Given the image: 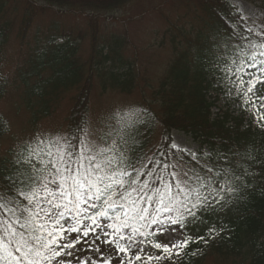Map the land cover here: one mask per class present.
I'll return each instance as SVG.
<instances>
[{"label": "snow or ice", "instance_id": "obj_1", "mask_svg": "<svg viewBox=\"0 0 264 264\" xmlns=\"http://www.w3.org/2000/svg\"><path fill=\"white\" fill-rule=\"evenodd\" d=\"M237 28L225 33L231 43H224L227 51L215 58L211 71L225 94L239 99L264 127V28L255 31L239 23ZM145 114H130L125 127L136 129ZM105 127L90 130L87 118H81L65 133H37L0 163V188L5 189L0 192V264H112L101 245L112 247L119 264L165 259L178 264L190 243H207L205 236L193 238L185 230L231 203L241 191L237 183L244 186L242 176L230 168L214 171L207 162L186 166L183 153L200 158L175 142H162L151 157H130L125 133ZM140 146L133 138V150ZM170 153L175 160L165 162ZM203 157L210 160L211 154ZM180 231L185 237L172 243ZM157 232L170 242L155 241ZM219 234L215 227L206 233ZM145 245L162 250L161 255L148 254ZM85 251L99 253V259L82 258Z\"/></svg>", "mask_w": 264, "mask_h": 264}, {"label": "trees", "instance_id": "obj_2", "mask_svg": "<svg viewBox=\"0 0 264 264\" xmlns=\"http://www.w3.org/2000/svg\"><path fill=\"white\" fill-rule=\"evenodd\" d=\"M40 1L57 12L89 10L107 13L120 9L130 0H27L20 11L21 25L16 34L21 44H24L37 14L33 7ZM195 2V24L188 30L177 24L169 28L170 43L174 49L160 86L153 95L156 107L152 108L142 98V103L131 111L110 114L102 122L100 130L106 131L105 126L111 125L115 132L125 133L130 157L133 153L145 157L158 154L157 149L162 142L170 144L172 129L191 134L198 144L196 156L200 159L197 162L192 156L183 153L182 159L186 166L195 168L198 163L207 162L210 167L215 165L214 171L221 167L230 168L236 175L242 176L244 186L238 182L241 191L236 197L230 198L231 203L205 214L202 218L205 223L185 230L193 238L205 236L207 243H190L184 250L187 255L178 258V264H203V260L211 255L240 258L241 264H264V132L251 126L245 127L241 114L227 113L222 118L219 115L212 117V102L208 98L216 80L211 71L213 62L227 51L224 43H231L225 33L237 28L238 23L247 27L251 25L227 0ZM14 9L9 8L5 0H0V54L13 25L9 16ZM38 29L37 26L31 49L37 47L33 49L32 57L28 60L30 62L23 63L24 72H16L22 87V100L32 124L50 116L62 95L71 89L76 93L67 113L64 133L75 127L81 118H87L89 123L94 73L99 76L103 90L111 88L126 94L132 93L128 86L134 85L132 73L135 71L129 60H124L122 41L112 38L97 52L93 48L89 59L81 60L77 40L60 30L55 32L50 27L42 38L37 37ZM58 39L60 42H57ZM94 39L93 36L91 43L95 42ZM44 42L46 44H42L41 48L39 44ZM228 54L231 55L230 52ZM7 84L8 79L0 74V100ZM144 110L146 114L143 122L129 131L125 125L131 123L130 114L143 113ZM154 128L160 130L156 142H152ZM6 131V121L0 114V139ZM165 136L168 137L166 142L163 140ZM113 138L119 143L118 137ZM133 138L142 146L133 150ZM204 146L211 154L210 160L203 157ZM17 148L1 157L0 163L11 159ZM163 159L165 162L174 161L175 154L170 153ZM245 170L248 175H244ZM3 191L5 189L0 188V192ZM209 227H215L220 234L208 237L206 233ZM193 251L197 254L191 255Z\"/></svg>", "mask_w": 264, "mask_h": 264}, {"label": "rangeland", "instance_id": "obj_3", "mask_svg": "<svg viewBox=\"0 0 264 264\" xmlns=\"http://www.w3.org/2000/svg\"><path fill=\"white\" fill-rule=\"evenodd\" d=\"M9 8H15L10 14L9 19L13 22L8 35L6 36V44L0 54V73L2 72L9 81L6 92L0 101V113L5 118L9 131L0 140V157L7 150L15 146L16 141L25 140L27 137H34L37 133L52 132L59 129L63 133L65 115L71 106V98L75 93L74 89L65 92L53 114L47 118L41 119L35 131L31 129L28 122L29 114L24 108L21 101L22 88L15 78V69L20 66L21 59L29 60L32 57L31 46L34 41L35 32L37 37H41L47 32L48 27L53 28L55 32L62 31L68 34L73 40H77L78 53L81 60L89 58L90 47L92 45L108 43L113 36H122L127 39L128 44L124 45L125 59L130 58L128 62L132 63V73L134 85H129L132 89L131 94L122 93L116 89L103 90L100 86V78L95 73L92 75V87L90 94V123L94 129L98 125L100 118L117 110H126L130 105L141 102L142 98L149 101L153 97L156 89L159 88L162 81V74L166 65L173 55L174 47L169 44L168 32L169 28L174 24L189 28L190 15L189 11L195 6L194 0H130L120 9H116L107 13L96 12L90 15L91 18L97 17V22H93L96 30L91 31L90 23H87L89 11H75L72 13H55V8L48 7L43 2H36L33 7L37 11L33 20L31 30L21 44L16 34L20 28L21 22L19 17L24 8V2L27 0H5ZM235 4L243 17L250 21L255 29L264 25V4L262 0H228ZM88 15V16H87ZM44 33V34H43ZM75 36V38H74ZM96 43L91 44L92 37ZM80 38L78 42V38ZM121 37V38H122ZM41 40V39H39ZM44 43H41L42 48ZM37 47V45H36ZM35 47V48H36ZM31 52V53H30ZM35 57V54L34 56ZM17 81V82H16ZM139 90H142L139 91ZM144 92V94H143ZM142 93V94H141ZM141 94V95H140ZM235 99L234 103L232 100ZM221 100L226 103L230 102L235 108L240 109V100L227 95H223ZM154 106V104H153ZM214 109V108H213ZM257 124L256 120H254ZM172 140L181 148L195 151L196 143L189 135L174 130L172 132ZM155 231V229H153ZM74 236V234H73ZM73 237L70 236L69 239ZM154 239L161 244L169 243V238L157 232ZM174 243L176 240L182 239V231L179 235L170 238ZM83 248L84 245H77ZM101 252L105 257L112 258V264H119L116 252L111 246L101 245ZM145 252L148 254L161 255L162 250L155 249L151 245H145ZM92 257L99 259V253L83 252V257ZM136 254V250L132 251V255ZM122 255V254H121ZM242 259L233 257H215L213 255L206 257L203 264H241ZM170 261L165 259L160 262L164 264ZM73 264H77L73 261ZM140 264V262H136ZM156 264V262H153Z\"/></svg>", "mask_w": 264, "mask_h": 264}]
</instances>
